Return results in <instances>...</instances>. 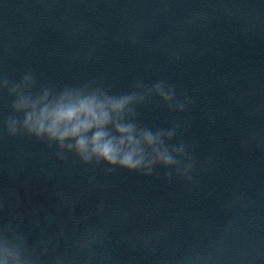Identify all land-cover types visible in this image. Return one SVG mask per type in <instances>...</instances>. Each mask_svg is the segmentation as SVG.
Here are the masks:
<instances>
[{
    "label": "water",
    "instance_id": "95a60500",
    "mask_svg": "<svg viewBox=\"0 0 264 264\" xmlns=\"http://www.w3.org/2000/svg\"><path fill=\"white\" fill-rule=\"evenodd\" d=\"M29 72L117 94L163 80L195 101L138 108L153 130L184 124L191 183L11 136L0 89V224L19 225L35 264H264V0H0V77Z\"/></svg>",
    "mask_w": 264,
    "mask_h": 264
},
{
    "label": "clouds",
    "instance_id": "9594fccd",
    "mask_svg": "<svg viewBox=\"0 0 264 264\" xmlns=\"http://www.w3.org/2000/svg\"><path fill=\"white\" fill-rule=\"evenodd\" d=\"M0 89H7L13 97L10 106L18 114L5 121L11 136H34L46 141L49 148L67 149L85 164L106 162L147 176L160 165L196 182L192 174L196 160L180 131L184 124L153 130L139 122L138 108L153 97H159L173 112L182 113L195 103L186 93L183 100L178 99L174 85L161 80L149 86L138 80L132 91L118 94L96 80L63 88L38 87L35 75L29 72L19 82L0 77ZM57 155L66 158L61 152ZM166 175L171 179L173 171ZM0 264H35L27 235L11 221L0 224ZM53 264H64V259L57 256Z\"/></svg>",
    "mask_w": 264,
    "mask_h": 264
}]
</instances>
